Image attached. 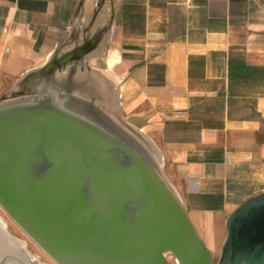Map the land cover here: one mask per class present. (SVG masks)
I'll return each mask as SVG.
<instances>
[{"label":"crops","instance_id":"1","mask_svg":"<svg viewBox=\"0 0 264 264\" xmlns=\"http://www.w3.org/2000/svg\"><path fill=\"white\" fill-rule=\"evenodd\" d=\"M103 1L0 0V91L79 49L220 253L230 213L264 190V0H113L107 22Z\"/></svg>","mask_w":264,"mask_h":264},{"label":"water","instance_id":"2","mask_svg":"<svg viewBox=\"0 0 264 264\" xmlns=\"http://www.w3.org/2000/svg\"><path fill=\"white\" fill-rule=\"evenodd\" d=\"M81 53L53 55L0 101V208L57 264H213L152 159L104 113L102 94L72 92L77 67L90 69ZM70 60L65 86L54 74ZM225 231L215 264H264V190L230 213Z\"/></svg>","mask_w":264,"mask_h":264},{"label":"bare ground","instance_id":"3","mask_svg":"<svg viewBox=\"0 0 264 264\" xmlns=\"http://www.w3.org/2000/svg\"><path fill=\"white\" fill-rule=\"evenodd\" d=\"M69 68H70L69 66H65V67L63 66L60 69L57 68V70L55 71L56 74H54L55 79L61 80V83L65 86L67 84H71V82L69 81L68 75L65 74V72ZM80 68L81 67L78 66L77 70H79L80 72L77 71L79 73H75L74 74L75 77H71V79L76 80V81H73L76 84V87L72 86L73 88L72 92L82 97L95 95L96 98H97V95L101 93L102 97L104 98L102 102L103 108H105V110L109 111L110 113H115L116 106H117V99H116V95L114 91H112L108 87V84H106L107 82H105L103 79L101 80L100 77L99 79L96 76L94 71H92L91 69H87L86 67H83V69H80ZM87 70L89 72V75L86 72ZM62 79L64 80L62 81ZM22 89L23 87L16 86L13 88L11 93L19 94L20 92H22ZM118 128L122 129L119 125H118ZM134 131L140 136L142 135L141 132L136 131V130ZM129 136L132 137L131 135ZM132 138L137 142L140 148L144 150L142 145L134 137ZM141 140L143 141L145 145H148V147L150 148L148 144L149 141L145 138L144 135L141 136ZM26 246H27V243L25 240L17 238L9 233L7 224L5 220H3L2 216L0 215V263L2 264H44L36 255H30L27 252Z\"/></svg>","mask_w":264,"mask_h":264},{"label":"rangeland","instance_id":"4","mask_svg":"<svg viewBox=\"0 0 264 264\" xmlns=\"http://www.w3.org/2000/svg\"><path fill=\"white\" fill-rule=\"evenodd\" d=\"M111 6L114 7L113 5V0H104L102 2V6L100 7V15L103 16L104 20H106L107 22V19L110 16L111 14ZM92 8H95V7H92ZM92 10H90L91 12ZM111 25V24H110ZM107 38L104 42L101 43L100 47H101V50L104 51V54L107 55V51H108V48H109V44L107 43ZM65 51V50H64ZM63 51V52H64ZM48 61V60H47ZM46 61V62H47ZM45 62V63H46ZM84 62V61H83ZM73 62L70 60L68 61V66L70 67L71 64ZM80 62H78L79 64ZM44 65V64H43ZM42 65V66H43ZM42 66L38 67V68H41ZM104 67V68H103ZM38 68H35V69H32L30 71H33V70H36ZM97 69V68H96ZM99 71L104 74L106 77L110 78L111 79V74L106 71V66L103 65V62L102 64H100L99 66ZM18 81V80H17ZM12 82L10 80H7L6 82L3 81V87L0 91V101L3 100V98L15 87V84L16 82ZM113 82V81H112ZM103 111L104 113L116 124V125H119L127 134L131 135L132 137H134L141 145L142 147L144 148V150L146 151V153L148 154V156L152 159V161L154 162V164L156 165V167L158 168V164L154 158V156L152 155V150L151 148L148 147V145H145L143 143V141L141 140V137H139L137 134H135L134 130L138 131L136 128H135V125L137 123L136 120L137 117L136 116H133V115H129L126 111H124L123 107H119V105L117 106V109L115 111V113H110L109 111L105 110V108H103ZM143 134V132H142ZM146 138V137H145ZM147 139V138H146ZM153 139V138H152ZM151 139V137L148 135V141H150L152 144H150V142L148 143L149 146L151 147V145L153 147H156L154 146L153 144L154 141ZM0 215L2 216L3 220H5L6 224H7V228H8V231L11 235L17 237V238H20V239H23L26 241L27 243V246H26V249H27V252L30 254V255H36L44 264H57L55 263L43 250H41L23 231L22 229L13 221L11 220L7 214L0 208ZM218 254L219 253H215L213 256H215L213 258V264H215L217 258H218ZM168 260L170 261V263L174 264V260L172 257H168ZM2 264V263H0Z\"/></svg>","mask_w":264,"mask_h":264},{"label":"flooded vegetation","instance_id":"5","mask_svg":"<svg viewBox=\"0 0 264 264\" xmlns=\"http://www.w3.org/2000/svg\"><path fill=\"white\" fill-rule=\"evenodd\" d=\"M215 256H213V258H214Z\"/></svg>","mask_w":264,"mask_h":264}]
</instances>
